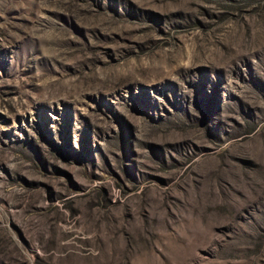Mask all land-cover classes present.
I'll use <instances>...</instances> for the list:
<instances>
[{
	"label": "rangeland",
	"instance_id": "1",
	"mask_svg": "<svg viewBox=\"0 0 264 264\" xmlns=\"http://www.w3.org/2000/svg\"><path fill=\"white\" fill-rule=\"evenodd\" d=\"M0 264H264V0H0Z\"/></svg>",
	"mask_w": 264,
	"mask_h": 264
}]
</instances>
